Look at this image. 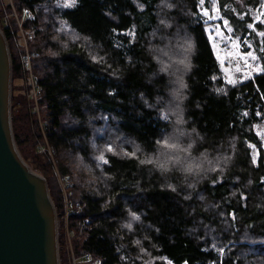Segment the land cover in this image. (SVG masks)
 I'll use <instances>...</instances> for the list:
<instances>
[{"label":"trees","instance_id":"trees-1","mask_svg":"<svg viewBox=\"0 0 264 264\" xmlns=\"http://www.w3.org/2000/svg\"><path fill=\"white\" fill-rule=\"evenodd\" d=\"M217 4L264 68V15H238L264 0ZM72 5L0 0L14 140L63 231L68 212L60 263L264 264V73L225 83L198 0Z\"/></svg>","mask_w":264,"mask_h":264},{"label":"water","instance_id":"water-1","mask_svg":"<svg viewBox=\"0 0 264 264\" xmlns=\"http://www.w3.org/2000/svg\"><path fill=\"white\" fill-rule=\"evenodd\" d=\"M11 91V56L0 28V264H61L56 208L46 180L16 146Z\"/></svg>","mask_w":264,"mask_h":264},{"label":"rangeland","instance_id":"rangeland-1","mask_svg":"<svg viewBox=\"0 0 264 264\" xmlns=\"http://www.w3.org/2000/svg\"><path fill=\"white\" fill-rule=\"evenodd\" d=\"M52 1L54 2V4H57L59 8L60 7L68 8L70 7L68 5H72L73 3V0H52ZM198 1H199V5H198L199 12L205 20L204 22L205 30L210 40L214 55L220 65V70L223 73L225 83L227 85H236L239 83H243L246 80L251 79L258 74H261L262 73L261 69H264V68L260 64L259 58L254 52V49L252 48L251 44L246 43V42L244 44V42L241 39L234 38L233 36L231 37L232 29H231V32H229L224 27L225 19H222L220 16V13L218 11L217 0H211L210 9L205 8L204 6L205 2L202 3L201 0H198ZM240 8L243 9L242 13L238 14L240 19H242L244 15H249V18H251L253 23L256 24V23L262 22L261 17L263 16L262 13H264V4L259 5L258 7H254V8L244 7V5H241ZM4 19L7 22V18L4 17ZM249 29H251V31H255V33L257 34L256 35L257 38L261 42L263 36L259 35V33H263V32H257L253 28H249ZM20 35H22L23 37V34L21 31H20ZM229 37H231V40H229ZM242 45H245V47H247L246 52H243ZM248 52H251L252 55L256 57V59H252V57H249L247 55ZM25 65L28 68H30L28 57L25 58ZM171 70L172 72H175V69L173 66ZM229 80H231L232 83H228ZM172 85L174 86V84ZM35 90H36L35 88H32L33 99H35V96H37ZM169 100L172 101V97ZM33 108L35 112L38 111L35 106ZM168 111L169 112L172 111V108H169ZM39 117L40 115H38V118ZM255 132L257 133L258 137L262 140L263 150H264V128H262L261 130H258L257 127H255ZM250 149L252 150V159L253 160L255 159V163H256L257 158H258L257 150L253 146H250ZM58 181H59L61 189L63 191H66V186H69L70 184H66L64 180L61 178H58ZM67 214L68 212L66 211L65 216H64V225H65L64 231L63 229H60L61 227H60L58 214H57L58 241H59L60 233L64 232L65 237L67 239V244L69 245V248H70L71 233L67 229V225H68ZM140 255L143 256V252H140ZM79 263L82 264L81 261L75 262V264H79ZM72 264L74 263L72 262Z\"/></svg>","mask_w":264,"mask_h":264},{"label":"snow or ice","instance_id":"snow-or-ice-1","mask_svg":"<svg viewBox=\"0 0 264 264\" xmlns=\"http://www.w3.org/2000/svg\"><path fill=\"white\" fill-rule=\"evenodd\" d=\"M201 2L203 3L204 0H201ZM68 6H74V5H68ZM205 14H207V13H205ZM262 15H264V13H262ZM224 27H225L229 32H231V28L228 26V21H226V20L224 21ZM248 27H249V28H252V25L249 24ZM129 34H131V33H129ZM259 35L264 36V33H259ZM229 40H231V37H229ZM247 55H248L249 57H252V59H256V57H254V56L252 55L251 52H248ZM261 72L264 73V69H261ZM228 83H232V81L229 80ZM245 115H247V113H245ZM157 144L160 145V147H161V148H164V149H172V148H175V147H176L175 144H171V143H169V141H168L167 139H165V140H157ZM189 147H191V145H189ZM108 151H112L111 147L108 148ZM162 155H164V154L162 153ZM97 159H98L101 163L106 164V165L111 163L110 160H109L108 158H106L105 156H103V155L99 156ZM253 162L255 163V159L253 160ZM142 163H143V162H142ZM160 169H161L162 171L166 170L165 165H164L163 163L160 164ZM215 182H216V181H214V183H215ZM134 218H138V217H134ZM222 251H223V250H221V252H222Z\"/></svg>","mask_w":264,"mask_h":264},{"label":"built area","instance_id":"built-area-1","mask_svg":"<svg viewBox=\"0 0 264 264\" xmlns=\"http://www.w3.org/2000/svg\"><path fill=\"white\" fill-rule=\"evenodd\" d=\"M86 259H88V256H86ZM73 263L75 264V260L73 259Z\"/></svg>","mask_w":264,"mask_h":264}]
</instances>
